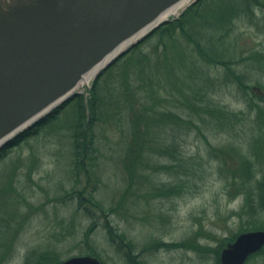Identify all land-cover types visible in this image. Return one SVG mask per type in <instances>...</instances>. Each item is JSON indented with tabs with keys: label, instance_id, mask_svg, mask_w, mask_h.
<instances>
[{
	"label": "trees",
	"instance_id": "obj_1",
	"mask_svg": "<svg viewBox=\"0 0 264 264\" xmlns=\"http://www.w3.org/2000/svg\"><path fill=\"white\" fill-rule=\"evenodd\" d=\"M258 15L264 22V0H196L179 17L132 46L84 92L0 149L1 160L70 114L69 173L74 184L56 194L54 201L57 206L72 204L75 213L71 224L57 234L58 242L74 236V222L83 218L90 222L83 234L86 255L101 258L89 243L101 227L127 264H142L141 254L119 228L118 219L121 213L141 209L137 200L183 197L197 191L209 164L204 157L203 161L198 154L188 152L191 138L206 142L210 159L218 161L219 172L226 175L228 190L247 199L248 207L242 210L249 218L247 225L221 245L216 264H222L226 243L234 242L241 233L264 230V87L258 83L261 89H254L251 85L253 72L264 73V49L245 58L241 44L246 25L260 29L255 21ZM230 86L242 92L247 111L230 110L215 99ZM247 121L257 129L253 144L260 146L252 153L232 143L214 147L208 142L206 130L236 135ZM108 148L118 154L124 177L121 188L106 202L100 191ZM33 175L30 170L28 179L34 183ZM164 177L172 182L162 181ZM28 190L25 187L24 193ZM154 246L157 250L184 247L159 242L147 249ZM63 254L56 249L42 253L37 264H62ZM258 255L264 256V248Z\"/></svg>",
	"mask_w": 264,
	"mask_h": 264
},
{
	"label": "rangeland",
	"instance_id": "obj_2",
	"mask_svg": "<svg viewBox=\"0 0 264 264\" xmlns=\"http://www.w3.org/2000/svg\"><path fill=\"white\" fill-rule=\"evenodd\" d=\"M192 2L172 18L179 17ZM262 17L258 15L255 19L260 29L256 25H246L242 29L241 44L245 58L264 49ZM244 72L248 73L247 70ZM258 83L264 87V73L253 72L251 85L254 89H261ZM83 89L81 92H84ZM215 99L230 110L247 111L244 103L246 98L231 86L222 89ZM69 118L70 114L63 115L43 135L27 140L0 160V264H37L42 253H51L55 249L64 253L61 256L63 262L68 257L86 255L87 246L83 243V234L89 220L78 218L74 222L76 234L63 238L62 242L57 241V234L71 224V215L75 213L72 204L57 206L54 201L56 194H61L63 189H69L74 184L69 173ZM206 131L208 142L214 147L232 143L248 153L260 148L253 144L257 129H252L249 121L238 128L236 135ZM192 139L189 140L188 152L198 154L203 161L204 157L209 164L206 178L198 182L197 191L195 189V192L183 197L174 195L137 200L141 209H134L130 214H120L118 226L135 243L142 264H216V255L221 245L247 225L249 218L245 214L243 216L242 212L248 207L247 199L235 195L233 189L228 190L226 175L219 172L218 161L210 159L206 142L201 138ZM261 147H264L263 142ZM105 159L100 198L106 201L113 198L121 188L124 175L118 154L108 148ZM30 170L34 172V183L28 179ZM162 181L172 182L167 177L162 178ZM25 187H29L26 193ZM258 195L259 192L255 191V196ZM159 242L183 244L184 247L157 250L158 247L154 246L153 250L147 249ZM89 243L104 264H127L107 240L103 228L97 229ZM196 247L199 252H195ZM246 264H264V256L254 257Z\"/></svg>",
	"mask_w": 264,
	"mask_h": 264
},
{
	"label": "water",
	"instance_id": "obj_3",
	"mask_svg": "<svg viewBox=\"0 0 264 264\" xmlns=\"http://www.w3.org/2000/svg\"><path fill=\"white\" fill-rule=\"evenodd\" d=\"M191 1L0 0V149ZM263 247V230L243 233L221 262L245 264ZM63 264L102 262L74 256Z\"/></svg>",
	"mask_w": 264,
	"mask_h": 264
},
{
	"label": "flooded vegetation",
	"instance_id": "obj_4",
	"mask_svg": "<svg viewBox=\"0 0 264 264\" xmlns=\"http://www.w3.org/2000/svg\"><path fill=\"white\" fill-rule=\"evenodd\" d=\"M229 245H230V243L227 245V247H228ZM227 247H226V248H227ZM226 248H224V249L222 250V252H223ZM195 252H196V250H195ZM222 252H221V254H222ZM257 254H258V253H253L252 255H250L249 258H248V260L246 261V263H247L249 260H251L252 258H254V257H257V256L260 257V256H261V255H257ZM246 263H245V264H246Z\"/></svg>",
	"mask_w": 264,
	"mask_h": 264
},
{
	"label": "bare ground",
	"instance_id": "obj_5",
	"mask_svg": "<svg viewBox=\"0 0 264 264\" xmlns=\"http://www.w3.org/2000/svg\"><path fill=\"white\" fill-rule=\"evenodd\" d=\"M179 11V10H178ZM178 11H176L174 14H176ZM87 84V82L85 83V85Z\"/></svg>",
	"mask_w": 264,
	"mask_h": 264
}]
</instances>
